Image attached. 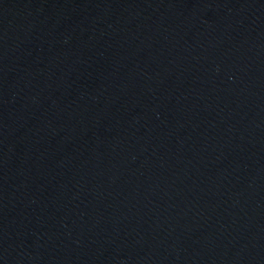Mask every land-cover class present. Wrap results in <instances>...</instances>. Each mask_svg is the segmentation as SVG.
Returning a JSON list of instances; mask_svg holds the SVG:
<instances>
[{
	"label": "water",
	"instance_id": "95a60500",
	"mask_svg": "<svg viewBox=\"0 0 264 264\" xmlns=\"http://www.w3.org/2000/svg\"><path fill=\"white\" fill-rule=\"evenodd\" d=\"M0 264H264V0H0Z\"/></svg>",
	"mask_w": 264,
	"mask_h": 264
}]
</instances>
